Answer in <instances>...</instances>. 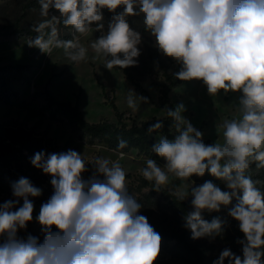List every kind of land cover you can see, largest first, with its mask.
<instances>
[{"label":"clouds","instance_id":"obj_1","mask_svg":"<svg viewBox=\"0 0 264 264\" xmlns=\"http://www.w3.org/2000/svg\"><path fill=\"white\" fill-rule=\"evenodd\" d=\"M41 15L49 17L34 27L38 35L29 46L50 54L62 47L68 59L79 63L88 58V48L79 38L61 41L57 25L71 26L81 36L95 24L100 31L90 48L103 58L105 68L138 65L141 32L128 17L142 16L154 46L171 58L182 81H202L210 96L239 93L238 119L220 125L223 142L205 144L203 133L184 116L185 106L166 110L176 130L174 139L160 136L152 152L165 161L163 167L148 158L140 172L153 183V190L170 182L171 176L187 181L207 172L222 181V190L205 181L190 190H177L180 201L191 199L192 211L183 217V227L193 240L216 238L224 232L219 217L210 222L204 212H219L238 222L243 239L241 255L229 248L213 264H264V191L260 181L246 175L251 163L264 168V0H39ZM113 13L105 31L103 10ZM120 9V11H117ZM47 30V31H46ZM147 98L128 91L129 108ZM157 122L149 133L162 128ZM127 147L120 139L117 150ZM121 158L124 153L119 152ZM31 164L51 177L53 193L42 203L36 221L41 237L21 236L34 219L31 198L42 190L26 177L11 184L13 199L0 203V264H155L162 237L141 214L142 204L130 194L126 172L119 160L96 157L86 161L68 149L58 153L36 152ZM92 166L88 178L84 173ZM194 183V182H193ZM22 201V204H21Z\"/></svg>","mask_w":264,"mask_h":264},{"label":"rangeland","instance_id":"obj_2","mask_svg":"<svg viewBox=\"0 0 264 264\" xmlns=\"http://www.w3.org/2000/svg\"><path fill=\"white\" fill-rule=\"evenodd\" d=\"M26 1L0 0V27L10 25L18 18L23 25L36 24L44 18L41 15V10L25 9ZM107 14H109V19ZM103 15L104 30L106 31L113 13L105 9ZM128 20L130 25L142 35L138 65L129 68L132 76L149 91L148 96L136 92L121 69L114 67L108 70L104 66L103 58L96 57L95 52L90 48V44L99 38L101 32L95 31V24L92 25L93 29L86 35L81 36L75 33L74 38L78 37L80 43L88 48V58L79 63L70 61L62 47H54L50 54L42 53L38 48L29 46L30 37L22 36L0 41L1 62L29 63L32 65L28 83L21 84L18 80L11 81L12 86L20 90L22 99L10 105L0 103V122L18 120L28 126H36L53 138L61 152L73 149L81 153L86 161H91L96 157L108 158L113 161L119 160L126 174L131 175L126 178L127 185L134 183L136 175L142 176L140 170L146 166L145 161L148 157L137 154L136 150H131L124 153L123 158H121L119 152L108 149L104 144L96 142L87 145L83 141L77 140L65 128L50 123L37 114L38 103L36 101L30 102L29 98L35 90V86H41L50 79V93L58 100L76 102L84 117L90 122H96L102 117L116 121L114 107L124 113L127 123H130L131 119L139 121L153 116L162 117L165 109L157 107L158 91L155 84L163 80V71L173 74L180 70V65L171 58L162 55L154 46V38L143 29L145 27L142 16L128 17ZM129 89L138 96L146 97L148 102L143 103L138 100L136 109L129 108L126 101ZM239 96V93L229 92L225 94L222 91L216 96H210L202 81L199 80L182 81L174 86L169 94L175 107L180 103L184 104L183 116L195 128L204 123L202 128L203 139L208 140L209 144L223 142L220 125L224 120L239 118ZM155 160L163 167L165 163L163 159L157 158ZM201 184L203 182L193 183L190 179L181 181L170 174L169 184L163 187L176 193L177 190H190L192 186ZM217 185L222 190H226L223 182L217 183ZM9 199H13L12 195L0 192V203ZM31 199L35 205L34 219L28 224L27 230L21 231L19 234L24 237L29 234L41 237V226L35 217L44 202L35 198ZM220 251L221 246H216L214 252ZM156 261L167 262L168 264H186L184 261L170 259L161 253Z\"/></svg>","mask_w":264,"mask_h":264},{"label":"trees","instance_id":"obj_3","mask_svg":"<svg viewBox=\"0 0 264 264\" xmlns=\"http://www.w3.org/2000/svg\"><path fill=\"white\" fill-rule=\"evenodd\" d=\"M24 8L41 10L39 0H27ZM51 15L58 16L59 13L55 9H50L49 17L40 19L36 24L23 25L18 18L10 25L1 26L0 41L22 36L30 37L33 40L38 35L34 31V27L43 20L49 19ZM107 15L109 19V14ZM57 28L59 40L68 41L74 38L76 32L71 26H64L61 22L57 25ZM116 69L121 68L116 67ZM31 70L32 65L29 63H3L0 61L1 104L10 105L22 99L20 90L13 87L11 81L18 80L21 84L28 83ZM121 70L136 92L148 96L149 91L132 76L129 67ZM162 78L163 80L156 82L155 85L158 91L157 107L165 109L164 115L139 121L131 119L130 123L125 121L124 113L115 107L116 121L105 117L96 122L88 121L76 102L58 100L50 93V79L41 86H35L36 88L30 94L29 100L38 103L37 114L50 123L65 128L77 140L83 141L87 145L97 142L117 152L126 153L136 150L137 154L157 159L159 157L152 152V146L158 142L160 136L174 139L177 134L173 121L167 117L166 110L175 109L169 94L174 86L182 82V80L176 79L173 74L166 71L162 72ZM157 122L162 123V128L149 133V127ZM203 126L204 123L197 129L202 132ZM120 139L127 141V147L117 150ZM203 141L205 144H209L208 140L203 139ZM39 151L46 153L61 152L53 138L36 126H28L18 120L0 122V192L12 195V182L17 181L20 177H26L34 186L42 190V194L35 197V199L40 202H46L49 199L53 193L50 184L51 177L35 168L30 162V158ZM88 168L89 171L83 174L85 178L93 173L92 166L88 165ZM246 175L253 180L260 181L258 187L264 191V168H258L257 164L253 162L246 171ZM130 176V174H126V178ZM190 180L194 183H204L209 180L215 184L222 182L207 172L203 177L194 175ZM127 186L129 193L133 194L142 204L141 214L148 218L149 223L162 237L160 253L164 256L184 261L186 264H213L225 248L231 249L237 255L242 254V246L237 241L243 239V234L239 230L238 222L228 215L229 208L236 203L235 198L229 206H221L219 212L203 213V218L209 222L216 217L225 222L222 236L214 239L201 238L193 240L190 230L183 227L184 215L192 211V197L180 201L174 192L165 187H161L160 191L157 192L153 190V183L145 180L140 175H136L134 183ZM216 246H221L220 252H214ZM155 264L168 263L155 261ZM224 264H228L227 259Z\"/></svg>","mask_w":264,"mask_h":264}]
</instances>
